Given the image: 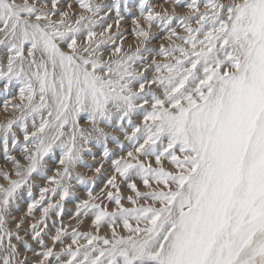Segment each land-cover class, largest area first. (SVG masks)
<instances>
[{
	"label": "snow or ice",
	"instance_id": "snow-or-ice-1",
	"mask_svg": "<svg viewBox=\"0 0 264 264\" xmlns=\"http://www.w3.org/2000/svg\"><path fill=\"white\" fill-rule=\"evenodd\" d=\"M171 3L160 12L138 0L139 43L125 50L129 0H0V150L12 165L0 172V264H264V0ZM153 26L167 46L148 47ZM106 128L124 133L131 150L112 159L109 142L124 145ZM92 144L103 149L97 175L111 161L112 190L89 188L76 205L91 231L61 224L46 244L48 216L62 217L70 195L63 181ZM57 149L61 169L46 177ZM34 174L58 185L60 201L45 206L47 188L32 199ZM118 179L134 196H122ZM24 189L31 202L10 229ZM26 219L34 222L22 236Z\"/></svg>",
	"mask_w": 264,
	"mask_h": 264
},
{
	"label": "rangeland",
	"instance_id": "rangeland-1",
	"mask_svg": "<svg viewBox=\"0 0 264 264\" xmlns=\"http://www.w3.org/2000/svg\"><path fill=\"white\" fill-rule=\"evenodd\" d=\"M96 2L97 3H108L109 0H96ZM165 2H170L171 3V0H150V3L152 4V6H153V8H154L155 11L162 12L163 10L167 9L169 12H171L173 9H169L167 7L165 8L164 6H162ZM137 4H138V0H129L130 11L128 13H125L124 14L125 15V19L121 22L122 26H121L120 31H121V33L123 34V37H124V39H123V45H124V49L125 50H129V49L134 50L135 47L139 43V38L136 37L133 34V28H134L133 18L139 17V10L136 7ZM201 10H203V8ZM77 11H79V9H77ZM176 11H177L178 14H184L187 11V9L182 8V7H177L176 8ZM140 23H141V25H144V21L142 19L140 20ZM113 30H115V26H114V29ZM177 31L180 32L181 35L184 34L183 31H182V29H177ZM151 32H152L153 36H155L156 38L153 39L148 44V47L149 46L150 47H155V48L157 47V49H158V47H159V45L161 43H165V46H167V43L168 42L166 40H165L166 42L162 41V40H164L163 37L166 35L165 33L160 32V30L157 29L155 26L152 27ZM129 42H132V43H129ZM178 42L180 43V41H176V43H178ZM117 43H121V41L120 40H117ZM130 44H131V46H130ZM106 55H107V53H106ZM149 59H151V58H149ZM156 59L159 62L161 60H162L161 62H164V58L163 57L156 56ZM148 75H149V77H151L153 75V72L150 71V73H148ZM0 100H2V97H0ZM2 114H3V116H2ZM138 118H140V117H134L133 118V123L134 124H138V120H139ZM5 119H6V117L4 115L3 108H2V106H0V123H3L5 121ZM81 125L82 126H86L83 120L81 121ZM106 129L108 130L107 132H110V134L113 133L112 135H115L117 137L120 136L119 137V140H121L120 142L123 143V145H124V149H123L124 152H122V150L119 147H117V145L114 142H111V141L109 142L108 147H109V149L110 148H113V150L110 149V151L112 153H114V155L112 156V159H115V158H118L119 156L125 155L128 150H131L130 149L131 148L130 144L128 143V141H126L124 139V133H122L123 136H121V132H119L120 134L118 132H116V134H114V131L112 129H111L112 131L110 130V128H106ZM14 130L17 132L18 139L22 142L23 141V134L20 133L18 129H14ZM29 130L30 131L32 130L31 129V122L30 121H29ZM130 132H131V129H129V133ZM89 147L91 149H93L92 150L93 151L92 154L95 156V159H93V155H87V154H85L84 157H83L84 164L83 165H77L75 167L76 169L73 168L72 170H70L71 171V175H72L73 178L72 179H65L64 180L65 182H63V183L65 185H67V186L70 183L69 186L70 185L73 186V187L70 186V188H71V189H69L70 190V193L71 192L72 193L74 192V193L73 194L71 193L62 202L63 203V213H62V217H57L56 214H55V211L50 212V214L48 216V219L46 221V223L48 225V228H49V229H47L48 233L49 232L50 233L51 232L52 233H55V230L54 229H56L57 227H60L61 224H63V226H65L69 231H71V229L74 228V227L77 228L81 232L91 231L90 229L86 228L85 225H84V224H87V222H91L90 216L89 217H81V220L83 222H85V223L82 222L81 223L82 226H81V224L80 225L78 224L77 219L75 218V215H74L75 214V211H76V205L78 203H80L82 200H87V198L84 195L86 193L88 194L89 188H92L93 195L94 196L97 195V194H99L102 189H104L105 192H107L108 190H111V189H105V184H106L107 178L112 175L111 161L108 160V161L104 162L103 168H102V173L100 175H97L92 169H94L97 166H100V163L99 162L102 159V151H103V149H102V146L96 145V144L89 145ZM10 154L11 155H14V156H17V158H19V156H20V152H19L18 149L15 150V151H13V152H11ZM59 155H60V153H59V150L57 149L55 151V153H53L49 157H46L45 158L46 159V169H45V176L46 177H49V176L55 177L57 170H60L61 169V166L58 163V161H59ZM21 162L24 163V161H21ZM4 164H5V166H4ZM85 165H91L92 168L90 169L89 167H87ZM0 166H1L0 167V172H11L12 171V165L9 164L3 158L2 150H0ZM7 166H10L11 169L5 168ZM83 166H84V168H83ZM90 170H92V172ZM84 171H86L87 173L88 172H91V173H89V175H86L84 173ZM75 173H76V175H75ZM77 175L83 176L86 179L93 178L94 177L95 178V183L94 184H80V183H76L77 181L75 179V176H77ZM11 178L12 179H16V177L14 175ZM56 178L59 179V177H56ZM0 180H1L0 181V185L7 186V181H4V179L2 177H0ZM69 180H71V181H69ZM68 181H69V183H68ZM71 182H72V184H71ZM117 182L119 183L120 186H125V185H123V183L119 179L117 180ZM137 182H140V181L137 180ZM30 183H31L32 199H39L40 198V195H41L40 189L41 188H47V189H49V191L46 194L45 206H46L48 200L52 201L53 204H55L58 201H60V197H59V194H58L59 187H58L57 184L49 183L46 178L39 177V176H35V174H34V177L31 179ZM76 184H78V186H76ZM75 186L77 188H75ZM51 189H57V193L54 194L51 191ZM81 192L82 193L84 192V193L82 194ZM88 199H89V197H88ZM125 201H127V200L125 199ZM125 201H123V202L125 203ZM30 202H31V200L29 199V197L27 195V189H24L21 192V194H20V198L18 199V201L16 202V204L14 205V207L11 209V214L8 217V225L7 226L10 229H13L15 227V223L17 221H19L21 217H24L26 215L27 205ZM100 202L101 201L99 200L97 203H100ZM103 203L104 204H108L107 207H108V210L109 211H111L112 208L115 206L114 204H111L109 202H106V200H104ZM124 203H123L124 207L125 208H128L127 205H125ZM127 203H128V201H127ZM144 203H145V201H143V200L138 201V204H137V206L135 205V207H138V206H140V205H142ZM128 206H129V208H131L134 205L128 203ZM40 215H41V213L39 211H35L34 212V218L36 220H38L40 218ZM31 222H34V221L32 219H26V222H25L23 228L20 230V235H22V236L24 235V229H26L28 227V223H31ZM78 226H80L82 228L84 227V229H87V230H84L82 228L80 229V227H78ZM50 235H52V234H49V236L48 235L44 236V240L46 242H47L46 239H48V237L50 239ZM45 237H46V239H45ZM28 238L29 237H26V239H28ZM13 242L15 243V241H13ZM67 242H69V241L66 240V243ZM33 247H37V246H35V244H33ZM58 247H59V245H57L56 250H58ZM29 255H31V254H29Z\"/></svg>",
	"mask_w": 264,
	"mask_h": 264
},
{
	"label": "bare ground",
	"instance_id": "bare-ground-1",
	"mask_svg": "<svg viewBox=\"0 0 264 264\" xmlns=\"http://www.w3.org/2000/svg\"><path fill=\"white\" fill-rule=\"evenodd\" d=\"M171 4H172V3H170V2H165L162 6H164L165 8L167 7V8H169V9H172V5H171ZM160 5H161V4H160ZM160 8H161V7H160ZM179 11H180V10H179ZM163 39H164V37H163ZM131 40H132V39H131ZM162 41L166 42L165 39L162 40ZM162 41H161V42H162ZM126 42H127V41H126ZM134 42H135V41H134ZM158 42H159V41H158ZM129 43H132V42H129ZM135 43H136V42H135ZM178 43H179V42H178ZM154 44H155V43H154ZM154 44H153V45H154ZM164 44H165V43H164ZM126 45H127V44H126ZM126 45H125V46H126ZM130 46H131V44H130ZM123 47H124V45H123ZM126 47H127V46H126ZM149 47H150V46H149ZM156 48H157V47H156ZM126 49H127V48H126ZM160 59H161V58H160ZM161 61H162V60H161ZM161 61H160V62H161ZM149 73H150V72H149ZM150 75H151V74H150ZM2 116H3V114H2ZM138 119H139V120H138V123H139L141 118H138ZM110 130H111V129H110ZM110 130H109V131H110ZM106 131H108V130L106 129ZM111 131H112V130H111ZM128 131H129V129H128ZM109 133H110V132H109ZM118 133H119V132H118ZM111 134H113V133H111ZM114 134H116V132H114ZM119 134H120V133H119ZM121 136H123L122 133H121ZM119 137H120V136H119ZM119 137H118V139H119ZM120 141H121V140H120ZM122 141H123V140H122ZM122 144H123V143H122ZM110 149L113 150V148H110ZM130 149H131V148H130ZM92 150H93V149H91V151H92ZM118 151H119V150H118ZM92 152H93V151H92ZM122 152H124V150H122ZM113 158H114V157H113ZM9 164H10V163H9ZM4 166H5V164H4ZM4 166H3V167H4ZM0 167H1V166H0ZM9 167H10V166H7V167H5V168L11 169V167H10V168H9ZM83 168H84V166H83ZM75 169H76V168H75ZM75 169H74V170H75ZM56 170H57V169H56ZM71 170H72V169H71ZM75 171H76V170H75ZM88 171H89V170H88ZM90 171L92 172V170H90ZM55 172H56V171H55ZM91 172H88V173H87L86 171H84V173H85L86 175H89V173H91ZM76 173H77V172H76ZM76 173H75V175H76ZM85 174H84V175H85ZM107 176H108V175H107ZM75 177H76V176H75ZM0 181H1V180H0ZM4 181H5V180H4ZM4 181H3V182H4ZM69 181H71V180H69ZM69 181H68V183H69ZM63 182H65V181H63ZM136 182H137V181H136ZM76 183H77V182H76ZM117 183H118V182H117ZM120 183H121V182H120ZM48 184H49V183H48ZM69 184H70V183H69ZM69 184H68V186H69ZM71 184H72V182H71ZM118 184H119V183H118ZM137 184H138V187L140 188V190H141V191H144V188H143V185L141 184V182H137ZM123 185H125V184H123ZM70 186H71V185H70ZM70 186H69V189H71ZM76 186H78V184H76ZM76 186H75V188H77ZM71 187H73V186H71ZM73 189H74V188H73ZM74 190H75V189H74ZM111 190H112V189H111ZM120 191H121L122 196H124L125 198H126L127 196H129V195L134 196V193H132V192L127 188L126 185H125V186H120ZM58 192H59V191H58ZM71 193H72V192H71ZM71 193H70V194H71ZM73 193H74V192H73ZM73 193H72V194H73ZM81 193H82V192H81ZM83 193H84V192H83ZM83 193H82V194H83ZM95 194H96V193H95ZM82 196H83V195H82ZM84 196H85L87 199H88V197H89L87 193H86ZM126 200H127V199H126ZM82 201H83V200H82ZM98 201H99V200H98ZM98 201H97V202H98ZM124 201H125V200H124ZM51 202H52V201H51ZM106 202H108V201H106ZM104 203H105V202H104ZM123 203H124V202H123ZM128 203H129V202H128ZM128 203H127V201H125L124 204L127 205V207L129 208ZM139 204H140V203H139ZM106 205H108V204H106ZM136 206H137V205H136ZM110 207H111V206H110ZM110 207H109V208H110ZM114 207H115V206H114ZM130 207H131V206H130ZM132 207H134V206H132ZM132 207H131V208H132ZM90 218H91V217H90ZM90 218H89V219H90ZM51 219H52V218H51ZM52 222H53V221H52ZM83 223H85V222H83ZM80 224H81V223H80ZM80 224H79V225H80ZM58 225H59V224H58ZM84 225H85L86 228H88V229L91 230V227H90L91 222H87V224H84ZM84 225H83V226H84ZM81 226H82V224H81ZM78 227H80V226H78ZM81 228H82V227H80V229H81ZM48 229H49V228H48ZM82 229H84V227H83ZM54 230H55V229H54ZM84 230H87V229H84ZM118 231H120V232L123 233V228L121 227L120 229H118ZM49 234H54V233H52V232L50 233V232H49ZM106 234H109V233H108V229H107V228H103V229H101L100 235H106ZM48 236H49V235H48ZM28 239H30V238H28ZM45 239H46V237H45ZM46 240H47V242L45 241L46 244L51 245V241H50L49 237H48V239H46ZM13 243H14V242H13ZM35 246H36V245H35ZM58 249H59V247H58Z\"/></svg>",
	"mask_w": 264,
	"mask_h": 264
}]
</instances>
